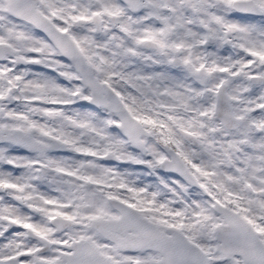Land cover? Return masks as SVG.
I'll return each instance as SVG.
<instances>
[{
  "label": "snow or ice",
  "instance_id": "1",
  "mask_svg": "<svg viewBox=\"0 0 264 264\" xmlns=\"http://www.w3.org/2000/svg\"><path fill=\"white\" fill-rule=\"evenodd\" d=\"M0 264H264V0H0Z\"/></svg>",
  "mask_w": 264,
  "mask_h": 264
}]
</instances>
